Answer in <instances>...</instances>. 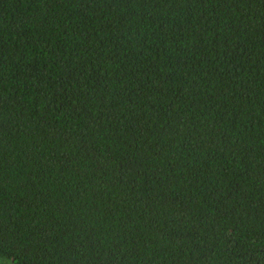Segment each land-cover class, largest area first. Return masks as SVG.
I'll use <instances>...</instances> for the list:
<instances>
[{
	"label": "trees",
	"instance_id": "obj_1",
	"mask_svg": "<svg viewBox=\"0 0 264 264\" xmlns=\"http://www.w3.org/2000/svg\"><path fill=\"white\" fill-rule=\"evenodd\" d=\"M0 264H264V0H0Z\"/></svg>",
	"mask_w": 264,
	"mask_h": 264
}]
</instances>
